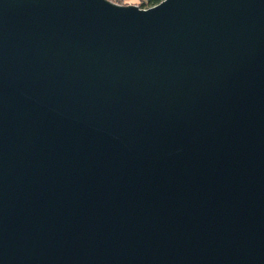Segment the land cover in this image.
Wrapping results in <instances>:
<instances>
[{"label": "water", "instance_id": "water-1", "mask_svg": "<svg viewBox=\"0 0 264 264\" xmlns=\"http://www.w3.org/2000/svg\"><path fill=\"white\" fill-rule=\"evenodd\" d=\"M0 264H264V0H0Z\"/></svg>", "mask_w": 264, "mask_h": 264}, {"label": "trees", "instance_id": "trees-1", "mask_svg": "<svg viewBox=\"0 0 264 264\" xmlns=\"http://www.w3.org/2000/svg\"><path fill=\"white\" fill-rule=\"evenodd\" d=\"M109 2H113L114 4H117L118 6H137L138 9H149L153 8V6H156L164 0H108ZM134 1L132 5H130V2Z\"/></svg>", "mask_w": 264, "mask_h": 264}, {"label": "built area", "instance_id": "built-area-1", "mask_svg": "<svg viewBox=\"0 0 264 264\" xmlns=\"http://www.w3.org/2000/svg\"><path fill=\"white\" fill-rule=\"evenodd\" d=\"M108 1V0H107ZM134 3V1L130 2V5H132ZM117 5V4H116ZM137 7V6H136Z\"/></svg>", "mask_w": 264, "mask_h": 264}]
</instances>
